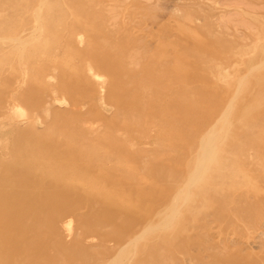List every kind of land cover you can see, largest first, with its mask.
<instances>
[{"label": "rangeland", "instance_id": "obj_1", "mask_svg": "<svg viewBox=\"0 0 264 264\" xmlns=\"http://www.w3.org/2000/svg\"><path fill=\"white\" fill-rule=\"evenodd\" d=\"M0 244L264 264V0H0Z\"/></svg>", "mask_w": 264, "mask_h": 264}, {"label": "bare ground", "instance_id": "obj_2", "mask_svg": "<svg viewBox=\"0 0 264 264\" xmlns=\"http://www.w3.org/2000/svg\"><path fill=\"white\" fill-rule=\"evenodd\" d=\"M215 138V137H214ZM213 139V137H211L210 139H209V142H211V140ZM208 142V143H209ZM209 145L211 146V143H209ZM206 156H207V154H206ZM206 158V157H205ZM203 165V164H202ZM15 204V201L12 203V205H14ZM16 205V204H15ZM7 231H10V229L12 230V228H13V224H12V221L11 222H9V226H7ZM9 236H11V235H9ZM13 238H15V237H13ZM16 239V238H15ZM14 239V241H13V239H11L10 240V244L13 246L15 243H17V240H15ZM6 240H7V238H6ZM16 245V244H15ZM0 246H1V244H0ZM6 248H8V250L10 249L8 246H6ZM5 248V249H6ZM2 253H4V256L6 255V260L9 258V254H8V252L6 251H3ZM2 259V258H1ZM7 261H11V260H7Z\"/></svg>", "mask_w": 264, "mask_h": 264}]
</instances>
